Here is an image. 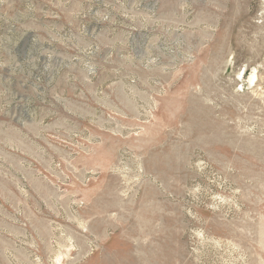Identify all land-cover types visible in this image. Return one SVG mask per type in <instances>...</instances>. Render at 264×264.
I'll list each match as a JSON object with an SVG mask.
<instances>
[{
	"label": "rangeland",
	"instance_id": "1",
	"mask_svg": "<svg viewBox=\"0 0 264 264\" xmlns=\"http://www.w3.org/2000/svg\"><path fill=\"white\" fill-rule=\"evenodd\" d=\"M0 264H264V0H0Z\"/></svg>",
	"mask_w": 264,
	"mask_h": 264
}]
</instances>
